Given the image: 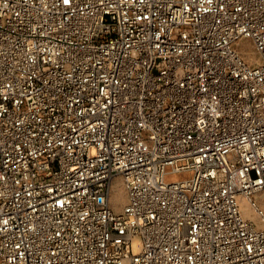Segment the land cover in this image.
<instances>
[{
    "label": "built area",
    "instance_id": "obj_1",
    "mask_svg": "<svg viewBox=\"0 0 264 264\" xmlns=\"http://www.w3.org/2000/svg\"><path fill=\"white\" fill-rule=\"evenodd\" d=\"M259 193L264 0H0V264H264Z\"/></svg>",
    "mask_w": 264,
    "mask_h": 264
},
{
    "label": "rangeland",
    "instance_id": "obj_2",
    "mask_svg": "<svg viewBox=\"0 0 264 264\" xmlns=\"http://www.w3.org/2000/svg\"><path fill=\"white\" fill-rule=\"evenodd\" d=\"M235 48L244 57L246 62L250 64H256L258 62V54L254 49V46L250 40L243 39L239 41ZM253 201L264 211V194L259 193L252 197ZM126 202V190L121 177H115L111 181L110 187V205L112 209L119 212ZM241 209L245 217L252 220L254 223L259 225L258 218L254 210L250 207L247 200L241 201Z\"/></svg>",
    "mask_w": 264,
    "mask_h": 264
}]
</instances>
